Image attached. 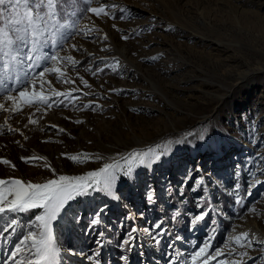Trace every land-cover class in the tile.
Segmentation results:
<instances>
[{"label":"rangeland","instance_id":"1","mask_svg":"<svg viewBox=\"0 0 264 264\" xmlns=\"http://www.w3.org/2000/svg\"><path fill=\"white\" fill-rule=\"evenodd\" d=\"M102 4L115 19L87 11ZM59 6V22L67 26L61 33L75 34L54 52L74 61L49 62L47 67L60 69L45 73L43 80L50 83L41 87L37 78L35 89L27 86L28 99L35 91L51 107L21 102L18 91L11 92L15 103L6 101L8 93L0 89V178L44 183L54 178L50 168L57 177L84 176L105 163L124 165L123 158L134 151L165 153L151 166L133 164L134 178L121 176L111 195L92 191L78 197L52 223L63 264H95L67 254L69 249L99 251L102 264H123L122 254L128 264H167L170 241H175L177 264H192L191 255L205 242L211 245L206 251L230 253L228 261L264 264V182H257L264 181V63L261 70L252 64L264 57V0H62ZM89 29L91 34L84 35ZM241 31L249 38L233 34ZM7 83L11 87L12 80ZM85 104L99 107L93 111ZM13 107L20 110L12 112ZM21 157L41 159L26 163ZM198 180L203 181L199 188ZM150 191L153 200L147 199ZM201 196L207 199L200 201ZM240 206L246 208L241 215ZM101 209V223L90 229V219ZM202 211L208 215L193 229L190 221ZM36 214H16L18 231L10 242L8 233L0 235V264ZM218 216L231 220L230 229L214 226ZM177 219L182 225L175 224ZM159 221L167 235L156 247L143 229ZM252 224L260 232L250 230ZM133 227L140 231L129 252L119 245ZM241 233L255 241L252 247ZM98 239L106 242L102 249Z\"/></svg>","mask_w":264,"mask_h":264},{"label":"snow or ice","instance_id":"2","mask_svg":"<svg viewBox=\"0 0 264 264\" xmlns=\"http://www.w3.org/2000/svg\"><path fill=\"white\" fill-rule=\"evenodd\" d=\"M91 2V0H89ZM62 4V0H0V89H3L8 94L4 97L6 101L17 100L16 96L11 95L12 91H18V97L21 102L27 100L29 105L33 103H44L51 107L48 98L44 95H38L35 91L31 93L34 99H28L29 93L27 86L30 84L33 89L36 87L37 78L40 80V85L43 87V77L45 73L60 72L59 68H49L46 65L49 62L55 63L57 61H74L71 56H60L58 52H54L57 48H63L64 42L71 38L75 33H69L67 36L61 33V29L66 28L65 24L59 22V11L57 6ZM107 5L102 4L100 7H88L87 11L99 16H109L115 19L116 16L107 11ZM111 7L115 8V5ZM20 8L25 9L23 13L19 11ZM124 11V9H121ZM10 15L12 18L3 22L5 16ZM120 18H123L122 16ZM113 27H116L113 25ZM93 29H89L84 35H90ZM128 39L127 36L122 37ZM51 47L53 52L46 51L45 49ZM73 50H78L76 45H72ZM54 53V54H53ZM4 57H8L6 61ZM102 60L104 58H101ZM107 66V65H106ZM37 69H41L37 73ZM115 70V69H114ZM103 69L97 68V72ZM95 74V73H93ZM11 79V87L7 81ZM59 79V77H58ZM82 79V78H81ZM86 87H90L84 81ZM73 92H78L79 89H73ZM112 92H123L124 90L110 89ZM58 96H66L70 94L56 93ZM87 95V93H85ZM63 103V101H61ZM84 108L91 107L93 111L97 106L91 104L83 105ZM0 109H4V104H0ZM20 109L13 107L12 112H17ZM30 123H35L29 117ZM82 123V121H76ZM50 127H56L51 125ZM10 131H18L16 129H9ZM63 131V130H60ZM66 158L76 160V156L62 153ZM85 155V154H81ZM91 160L92 154H86ZM165 153L160 152L153 154L149 149L145 152H132L129 156L124 157V165L119 163H105L102 167L92 170L84 174V176H55V169H51L50 165L47 167L52 171L54 178L48 179L44 183H34L31 181L25 182L24 180L16 177L0 178V235L8 233L6 239L10 242L11 237L16 235L18 231L17 225L19 224L16 214L28 213L32 210H38L32 220L29 221V229L21 235L14 248L9 252L4 264H63L61 259V247L57 244L53 235L52 223L59 221L62 216L66 215L70 205L78 197L89 195L92 191H101L107 194H112L113 188L117 180L121 177L134 178L135 168L140 166H151L160 161ZM99 159V157H95ZM26 163H31L35 160L41 159L39 157H21ZM139 161V163H137ZM2 163L5 165L10 164V161L3 159ZM15 168V165H12ZM87 179L85 184L83 181ZM258 183L264 181H257ZM203 181H197V188L202 185ZM240 185L234 186L235 190H239ZM251 187V184H250ZM196 190V189H194ZM154 193L150 191L147 194V199L153 200ZM118 198V197H117ZM200 201L207 199L205 196L198 198ZM241 204V200L235 201ZM199 208H204L203 203L197 205ZM243 206V205H242ZM103 209L93 214L90 219V229L94 228L97 224L101 223V213ZM9 213L13 214L9 217ZM208 215V211H202L196 214L190 221L191 227L195 229L198 223L203 221ZM75 221L79 222L81 217L75 216ZM163 221L156 222L151 228L143 229L144 234L151 240L154 246L158 247L165 235L167 229L162 227ZM159 230V231H157ZM140 231L139 228L133 227L125 238L121 241L119 247L125 251H131L137 246L138 237L136 233ZM103 238V233L98 234ZM241 237L247 241V247H252L254 240L249 238L248 233H241ZM182 237L177 236L176 240ZM211 239V238H210ZM237 242H240V237H237ZM105 241L102 239L97 240L98 248L102 249ZM264 243V242H262ZM241 244V247H244ZM168 248L173 251L167 252V264H177L178 254L175 252V241H170ZM211 248L210 243L205 242L203 246L199 247L191 255L192 264H197V259L200 258L199 264H209V261H216V264H243V262L228 261L227 255L222 249L214 248L211 251H206ZM67 254L77 255L83 257L89 262L95 264H102L100 260V252L82 253L69 249ZM143 256L144 254L141 253ZM241 256L247 253H241ZM123 264H128L129 257L121 255Z\"/></svg>","mask_w":264,"mask_h":264},{"label":"trees","instance_id":"3","mask_svg":"<svg viewBox=\"0 0 264 264\" xmlns=\"http://www.w3.org/2000/svg\"><path fill=\"white\" fill-rule=\"evenodd\" d=\"M59 6V5H58ZM59 8H60V6H59ZM223 205H224V207L225 208H227V206H226V199H224L223 198ZM245 207H242V206H240L239 208H238V210H239V215H241L244 211H245ZM210 217V216H209ZM182 221L180 220V219H177V220H175V224H177V225H182ZM231 220H229V219H226V218H224V217H222V216H218L217 217V220L215 221V224H214V226H216L217 228H219V227H221V229L223 230H228V229H230V226H231ZM222 232H224V231H222ZM222 233L221 232H219V234H218V236L219 235H221ZM86 242H88V241H86Z\"/></svg>","mask_w":264,"mask_h":264},{"label":"bare ground","instance_id":"4","mask_svg":"<svg viewBox=\"0 0 264 264\" xmlns=\"http://www.w3.org/2000/svg\"><path fill=\"white\" fill-rule=\"evenodd\" d=\"M242 26V25H241ZM243 27V26H242ZM212 32V31H211ZM214 33V32H213ZM249 32H247V31H241V32H239L238 34H236V33H233L235 36H240V37H247V38H249V34H248ZM232 36V35H231ZM234 36V37H235ZM249 40V39H248ZM248 40H246V41H248ZM251 41V40H250ZM256 41V40H255ZM258 42V41H257ZM256 43V42H255ZM259 45V44H258ZM255 46V45H254ZM253 46V47H254ZM262 46V45H261ZM252 47V48H253ZM246 48V47H245ZM249 48V47H248ZM254 49V48H253ZM262 50V49H261ZM254 51V50H253ZM248 56V55H247ZM254 57H255V55H254ZM245 58V57H244ZM264 57H260V58H258V59H253V61H252V64H256L257 66H259V67H256V69H254V70H261V69H263V66H261V65H263V63H264ZM207 67V66H206ZM213 71V70H212ZM263 84V83H262ZM220 88V87H219ZM193 139H196L195 137H192ZM137 143H139L138 141H137ZM191 146H194V140L192 141V144H191ZM251 229H253L255 232H260V230H259V228H258V226H256V225H254V224H252L251 225V228H250V230Z\"/></svg>","mask_w":264,"mask_h":264}]
</instances>
